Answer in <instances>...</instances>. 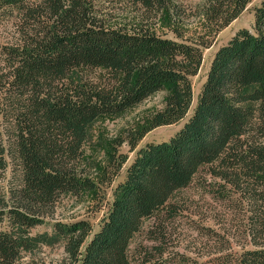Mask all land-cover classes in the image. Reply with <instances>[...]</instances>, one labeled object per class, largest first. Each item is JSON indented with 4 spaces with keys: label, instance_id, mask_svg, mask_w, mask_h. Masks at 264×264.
<instances>
[{
    "label": "trees",
    "instance_id": "16d2710c",
    "mask_svg": "<svg viewBox=\"0 0 264 264\" xmlns=\"http://www.w3.org/2000/svg\"><path fill=\"white\" fill-rule=\"evenodd\" d=\"M156 17L167 0H129ZM254 0H211L218 30ZM0 170L13 162L15 184L0 196V264H38L42 246L62 242L60 264H159L176 195L204 167L240 204L251 248L233 264H264V0L214 54L194 104L193 78L210 38L147 25H110L95 0H0ZM164 107L125 140L97 177L86 170L93 123L118 117L155 92ZM192 111V112H191ZM191 112V113H190ZM183 122L168 139L139 145L147 132ZM126 169L122 174L124 167ZM94 196L90 220L56 221L33 235L66 194ZM232 201V200H231ZM155 242L132 248L152 220ZM206 231L220 235L215 229Z\"/></svg>",
    "mask_w": 264,
    "mask_h": 264
},
{
    "label": "rangeland",
    "instance_id": "374dc122",
    "mask_svg": "<svg viewBox=\"0 0 264 264\" xmlns=\"http://www.w3.org/2000/svg\"><path fill=\"white\" fill-rule=\"evenodd\" d=\"M210 1L167 0L166 7L156 17H152L129 0H95L100 16L110 25H147L168 35H173L171 30L177 28L188 38L207 36L212 40L211 45L205 49L202 67L193 78L194 104L214 54L237 30L253 26L254 9L260 3V0H254L236 19L218 30V25L205 15ZM7 40L8 33L0 31V41ZM165 96L166 91L155 92L123 115L102 118L91 125L90 138L85 147L86 170L91 177L99 175L117 149L129 153L132 160L134 153L129 152V144L125 139L129 136L136 137L147 128L148 117L164 107ZM182 123L150 130L139 141V145L168 139ZM13 166V162L9 160L8 167L0 170V196L9 194L15 184ZM221 185L222 182L210 174V168L204 167L191 185L176 195L179 214L170 224L163 246L166 248L165 255L161 258L158 250L155 251L159 264H233L235 256L244 247H252L247 227L241 222L244 212L240 204L228 199V192ZM95 209L92 193L85 192L78 196L66 194L57 202L52 215L48 216L43 224L32 229V234L44 231L52 233L56 221L74 222L85 219L97 227L101 211ZM152 222L153 219L148 221L143 230L135 236L132 248L155 242L147 236L148 227ZM206 227L215 229L220 235L206 231ZM34 254L38 264H60L65 257L62 242L52 246L42 245ZM29 260L30 255L25 256L24 264Z\"/></svg>",
    "mask_w": 264,
    "mask_h": 264
}]
</instances>
